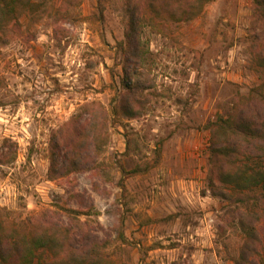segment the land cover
<instances>
[{"label":"rangeland","instance_id":"374dc122","mask_svg":"<svg viewBox=\"0 0 264 264\" xmlns=\"http://www.w3.org/2000/svg\"><path fill=\"white\" fill-rule=\"evenodd\" d=\"M32 1L9 42L0 39L3 221L21 223L50 210L74 226L66 208L91 211L81 218L107 242L112 264H237L245 234L235 205L211 194L208 124L235 95H248L264 80L258 62L264 18L254 0H212L188 22L145 24L144 59L129 66L128 80L120 46L124 0ZM128 87L141 100L134 119L112 114ZM91 101L111 113L95 168L50 179L52 139ZM198 134L203 140L192 149L196 161L183 171L174 163V142ZM196 169L206 207H160L171 182Z\"/></svg>","mask_w":264,"mask_h":264},{"label":"trees","instance_id":"16d2710c","mask_svg":"<svg viewBox=\"0 0 264 264\" xmlns=\"http://www.w3.org/2000/svg\"><path fill=\"white\" fill-rule=\"evenodd\" d=\"M210 1L124 0L127 21L125 42L120 46L126 55L125 79L130 75L129 66L137 68L144 59L141 35L145 24L188 22ZM254 2L258 15L264 18V0ZM34 6L32 0H0V39L4 43L20 27L21 15ZM258 62L264 66V48L258 53ZM127 92L121 94L112 114L134 119L139 115L135 106L141 100L131 88ZM110 118L111 113L99 101L82 105L81 112L59 130L57 140L52 139L50 179L95 168L96 157L109 139ZM208 128L211 194L235 205L234 213L245 234L237 264H264V234L258 225L264 229V80L248 95H235L230 108L210 121ZM11 151L15 158L16 149ZM65 210L74 226L62 222L64 214L50 210L21 223H6L0 217V264H112L105 251L107 242L81 218L94 213ZM119 235L126 241L124 234Z\"/></svg>","mask_w":264,"mask_h":264},{"label":"crops","instance_id":"0c3cea01","mask_svg":"<svg viewBox=\"0 0 264 264\" xmlns=\"http://www.w3.org/2000/svg\"><path fill=\"white\" fill-rule=\"evenodd\" d=\"M202 140L203 138L198 134L197 138H193V136H191L190 138L185 139L183 143L179 142L178 139L174 142V148L172 152L177 156V160L174 163L176 165L178 164L180 166V169L184 171L185 167L196 161L194 159L192 149L193 147L201 145ZM194 172L195 173L191 177H188V175L176 177V180L171 182L169 191L163 195V202H158L159 206L161 207L162 205V207L166 208V204H191L197 206L198 208L204 209L206 207L205 204L207 196L204 197L199 195L198 192L202 182L199 180V170L196 169ZM155 203L156 199L153 198L152 200L148 201V204L150 206V208L148 209V216H150L151 218L155 215L152 208L157 206L155 205ZM138 210H141L139 205L136 207V211ZM129 223L130 221H127V224Z\"/></svg>","mask_w":264,"mask_h":264}]
</instances>
